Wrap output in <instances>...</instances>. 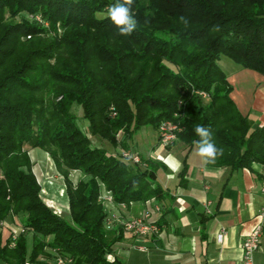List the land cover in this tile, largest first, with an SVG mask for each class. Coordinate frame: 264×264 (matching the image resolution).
Instances as JSON below:
<instances>
[{
	"label": "trees",
	"instance_id": "trees-1",
	"mask_svg": "<svg viewBox=\"0 0 264 264\" xmlns=\"http://www.w3.org/2000/svg\"><path fill=\"white\" fill-rule=\"evenodd\" d=\"M115 2L0 0V263L123 264L110 260L124 230L108 227L103 190L117 205L171 200L156 161L133 164L92 138L129 151L141 129L171 121L181 128L177 142L193 149L201 125L223 150L215 167L264 166V129L240 113L219 66L227 58L264 77V0H134L138 26L127 37L107 16ZM29 149L54 162L69 220L44 202ZM73 172L84 176L77 184ZM179 177L185 186L186 172ZM14 217L25 233L3 246L4 224Z\"/></svg>",
	"mask_w": 264,
	"mask_h": 264
},
{
	"label": "crops",
	"instance_id": "crops-1",
	"mask_svg": "<svg viewBox=\"0 0 264 264\" xmlns=\"http://www.w3.org/2000/svg\"><path fill=\"white\" fill-rule=\"evenodd\" d=\"M226 75L233 86L231 98L240 113L264 129V77L243 69L233 71L232 76ZM251 79L256 81L255 84L239 86V80ZM144 141L142 145L129 142V151L115 149L104 141H96L97 145L104 147L111 155L135 153L138 149L142 158L156 161L158 182L171 199L163 203L153 200L146 204L111 206L108 210L109 221L132 220L147 212H153V219L160 232L159 235L145 239L124 232L123 240L116 245L110 260L117 259L123 264H242L243 244L247 236L259 224L264 228V166L255 164L251 170L233 172L229 168L206 164L199 155L198 148L189 149L180 142L174 143L169 149H163L159 144L158 133L154 139ZM182 172H186L185 186L180 184L179 175ZM83 178L79 172L71 175L75 184ZM41 195L43 198V189ZM44 202L47 203L45 200ZM63 203L65 205L62 209L50 208L56 215L69 219L67 196ZM156 208L160 212L155 211ZM5 225L2 231L3 246L11 236L18 238L25 233L19 218L14 217ZM222 231L227 235L224 242L219 244L217 238ZM33 243V235L28 234L29 254L32 252ZM49 254L53 252L49 251ZM46 262L55 264L56 260ZM254 263L264 264V236L261 249L255 254Z\"/></svg>",
	"mask_w": 264,
	"mask_h": 264
},
{
	"label": "built area",
	"instance_id": "built-area-1",
	"mask_svg": "<svg viewBox=\"0 0 264 264\" xmlns=\"http://www.w3.org/2000/svg\"><path fill=\"white\" fill-rule=\"evenodd\" d=\"M36 21L41 22L40 18H35ZM204 98H208L207 95H203ZM181 132V128L171 122H164L161 124L158 134H159V144L163 149H169L174 143L178 141L177 136L178 133ZM122 157L126 161H131L133 164L141 165L142 160L139 155L132 154L131 152H124ZM262 196L264 198V174L262 177ZM104 202L107 210L115 203L113 201V197L111 193L105 190V193L102 194L101 197ZM124 206V205H123ZM210 204H208L207 208H209ZM155 211L160 212L159 208H156ZM209 212V211H208ZM262 216L264 217V207L262 211ZM210 213V212H209ZM123 228L125 233H130L135 235L137 238L145 239L150 236L159 235L160 229L157 222L153 219V212H147L144 216L132 219V220H108V227L113 228L116 225ZM226 232L222 231V233L218 236L217 240L219 244L224 242L226 237ZM264 236V228L262 224L257 225L251 233L247 236L244 244H243V263L242 264H255L254 257L255 254L261 249L262 239ZM14 241L17 239L13 237ZM14 247L15 244L13 243ZM0 264H8V263H0ZM55 264H73L71 259L58 257L56 259Z\"/></svg>",
	"mask_w": 264,
	"mask_h": 264
},
{
	"label": "rangeland",
	"instance_id": "rangeland-1",
	"mask_svg": "<svg viewBox=\"0 0 264 264\" xmlns=\"http://www.w3.org/2000/svg\"><path fill=\"white\" fill-rule=\"evenodd\" d=\"M219 66L226 74L230 76H232L231 74L233 71L241 69L239 66H237L236 64H234L232 61H230L227 58H223L219 62ZM255 82L256 81H254V79H251V81L239 80V86L240 84L242 87H244L245 84L247 85L250 84L251 86L255 84ZM72 113L77 119V126L84 133L88 134L89 133L88 132L89 123L84 119L82 108L75 105L72 109ZM157 133H158L157 130L150 128V127H147V128L145 127L141 129L140 132L135 136V139L132 143L133 144L137 143L138 145H142L145 143L144 141L145 139L152 140L155 138ZM139 137H144V138L140 139ZM96 141H100V140H96ZM96 141H93V146L98 147V148H104V147L97 145ZM138 151L139 150L137 149V152L135 153L131 152V153L139 155ZM29 154H30V157L33 163V172L35 176L37 177L38 182L42 186L41 188L43 189V198L47 202L46 204L51 208L55 207V208L62 209L63 206L65 205L63 202L66 200V193H64L63 179L58 173L54 165V162L52 161V159L47 153L41 150H32V149L30 150L29 149ZM139 156L142 160L141 155ZM73 179H75V176L73 177ZM66 220H69V219H66ZM5 224H4L3 229L6 226Z\"/></svg>",
	"mask_w": 264,
	"mask_h": 264
},
{
	"label": "clouds",
	"instance_id": "clouds-1",
	"mask_svg": "<svg viewBox=\"0 0 264 264\" xmlns=\"http://www.w3.org/2000/svg\"><path fill=\"white\" fill-rule=\"evenodd\" d=\"M133 3L134 0H116L107 9V16L116 26L120 36H131L137 29L138 21L132 10ZM180 21L185 26L188 25L187 18L181 16ZM194 132L199 137L196 142L199 155L204 158L206 164H215L217 157L222 154L223 150L216 147L211 129L196 125Z\"/></svg>",
	"mask_w": 264,
	"mask_h": 264
}]
</instances>
